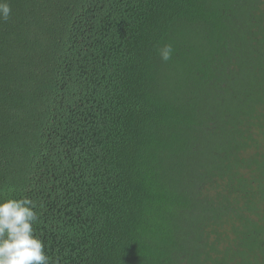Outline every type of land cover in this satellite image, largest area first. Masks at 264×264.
Segmentation results:
<instances>
[{"label": "trees", "instance_id": "obj_1", "mask_svg": "<svg viewBox=\"0 0 264 264\" xmlns=\"http://www.w3.org/2000/svg\"><path fill=\"white\" fill-rule=\"evenodd\" d=\"M0 264H264V0H0Z\"/></svg>", "mask_w": 264, "mask_h": 264}]
</instances>
